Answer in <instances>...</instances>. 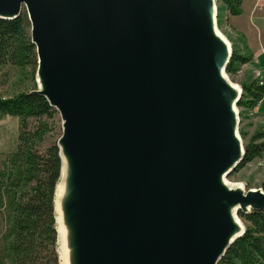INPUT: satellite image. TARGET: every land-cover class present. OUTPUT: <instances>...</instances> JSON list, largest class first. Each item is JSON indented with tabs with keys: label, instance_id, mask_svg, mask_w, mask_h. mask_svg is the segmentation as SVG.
<instances>
[{
	"label": "water",
	"instance_id": "95a60500",
	"mask_svg": "<svg viewBox=\"0 0 264 264\" xmlns=\"http://www.w3.org/2000/svg\"><path fill=\"white\" fill-rule=\"evenodd\" d=\"M22 11L36 88L61 120L60 264H217L264 211L242 162L216 0H0Z\"/></svg>",
	"mask_w": 264,
	"mask_h": 264
},
{
	"label": "trees",
	"instance_id": "16d2710c",
	"mask_svg": "<svg viewBox=\"0 0 264 264\" xmlns=\"http://www.w3.org/2000/svg\"><path fill=\"white\" fill-rule=\"evenodd\" d=\"M221 1L230 14L241 12V0ZM251 59L248 52L241 53L232 46L226 72H236ZM0 66L29 69L35 74L37 56L24 11L13 20L0 19ZM241 86L238 106L253 109L263 98L264 78ZM35 88L0 96V118L14 116L20 123L16 149L0 164V264H60L53 204L60 171L58 148L55 142L39 149L51 129L48 119L56 111L32 91ZM244 149V158L234 171L263 156L264 130L256 129ZM259 186L264 190V179ZM238 215L245 232L217 264H264V211H239Z\"/></svg>",
	"mask_w": 264,
	"mask_h": 264
},
{
	"label": "rangeland",
	"instance_id": "374dc122",
	"mask_svg": "<svg viewBox=\"0 0 264 264\" xmlns=\"http://www.w3.org/2000/svg\"><path fill=\"white\" fill-rule=\"evenodd\" d=\"M216 8L217 27L223 35L230 37L229 12L221 0H216ZM231 46H234V44H231ZM228 76L231 81L240 86L243 82L251 79V75L247 70H241L240 68L234 73H228ZM32 87H36V85L34 76L29 73V69L20 70L17 68L0 66V96L11 95ZM252 110L253 109L238 106L240 120L239 134L242 138L243 145L248 143L256 129L264 130V121L255 119ZM48 122L51 129L39 144V149L41 150L54 144L61 134V120L57 112L53 114L52 118L48 119ZM32 123L33 120H30V124ZM19 124L18 118L14 116H3L0 118V164L8 153L16 149ZM226 179L230 183L242 184L245 189L259 188L261 181L264 179V154L261 158H255L238 170L233 171Z\"/></svg>",
	"mask_w": 264,
	"mask_h": 264
},
{
	"label": "crops",
	"instance_id": "0c3cea01",
	"mask_svg": "<svg viewBox=\"0 0 264 264\" xmlns=\"http://www.w3.org/2000/svg\"><path fill=\"white\" fill-rule=\"evenodd\" d=\"M240 10L237 15L228 14L231 36L227 38L241 53L251 55V61L239 67L251 75L249 82L264 78V0H241ZM252 113L255 119L264 121V95Z\"/></svg>",
	"mask_w": 264,
	"mask_h": 264
}]
</instances>
